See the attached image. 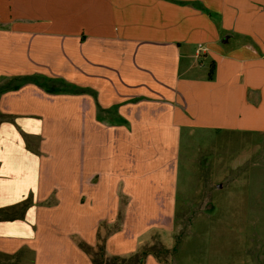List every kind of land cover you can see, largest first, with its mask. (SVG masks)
Segmentation results:
<instances>
[{"label":"crops","instance_id":"1","mask_svg":"<svg viewBox=\"0 0 264 264\" xmlns=\"http://www.w3.org/2000/svg\"><path fill=\"white\" fill-rule=\"evenodd\" d=\"M0 114V264L169 250L186 138L264 134V0H0Z\"/></svg>","mask_w":264,"mask_h":264},{"label":"rangeland","instance_id":"2","mask_svg":"<svg viewBox=\"0 0 264 264\" xmlns=\"http://www.w3.org/2000/svg\"><path fill=\"white\" fill-rule=\"evenodd\" d=\"M186 139L172 247L159 235L141 250L173 264H264V134Z\"/></svg>","mask_w":264,"mask_h":264},{"label":"trees","instance_id":"3","mask_svg":"<svg viewBox=\"0 0 264 264\" xmlns=\"http://www.w3.org/2000/svg\"><path fill=\"white\" fill-rule=\"evenodd\" d=\"M3 121V116L0 114V123ZM84 248L92 257L93 264H145L146 258L149 254H156L154 249H142L137 254L129 258L110 257L107 255L104 245H100L96 250L91 247ZM110 262V263H108Z\"/></svg>","mask_w":264,"mask_h":264},{"label":"built area","instance_id":"4","mask_svg":"<svg viewBox=\"0 0 264 264\" xmlns=\"http://www.w3.org/2000/svg\"><path fill=\"white\" fill-rule=\"evenodd\" d=\"M201 50H202V47L200 46L199 49H198V51L200 52Z\"/></svg>","mask_w":264,"mask_h":264}]
</instances>
